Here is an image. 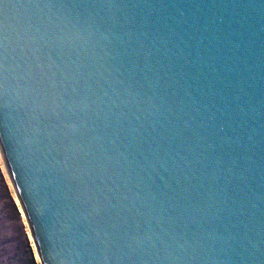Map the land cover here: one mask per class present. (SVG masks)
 <instances>
[{
  "label": "water",
  "instance_id": "95a60500",
  "mask_svg": "<svg viewBox=\"0 0 264 264\" xmlns=\"http://www.w3.org/2000/svg\"><path fill=\"white\" fill-rule=\"evenodd\" d=\"M0 144L42 264H264V0H0Z\"/></svg>",
  "mask_w": 264,
  "mask_h": 264
},
{
  "label": "rangeland",
  "instance_id": "374dc122",
  "mask_svg": "<svg viewBox=\"0 0 264 264\" xmlns=\"http://www.w3.org/2000/svg\"><path fill=\"white\" fill-rule=\"evenodd\" d=\"M0 157V264H40Z\"/></svg>",
  "mask_w": 264,
  "mask_h": 264
},
{
  "label": "bare ground",
  "instance_id": "6f19581e",
  "mask_svg": "<svg viewBox=\"0 0 264 264\" xmlns=\"http://www.w3.org/2000/svg\"><path fill=\"white\" fill-rule=\"evenodd\" d=\"M0 157H1V159L3 160V168H2V169H4V174H6V176H7V180H8V182H9V185H10L11 188H12V193L14 194V197H15V200H16V202H17V205H18V207H19V209H20V211H21V213H22V216H23V218H24L25 224H26V226H27L28 234L30 235V237H31V239H32V243L35 245V242H34V240H33L32 233H31V227H30V224H29V221H28V217H27V215H26V213H25V210H24V208H23V205H22L21 199H20V197L18 196L17 190H16V188H15V185H14L13 179H12V177H11V174H10V171H9V168H8V165H7V163H6L5 155H4V152H3V150H2L1 144H0ZM35 249H36L35 251H36V254H37L38 259H39V261H40V264H42V261H41V258H40V256H39V254H38V249L36 248V246H35Z\"/></svg>",
  "mask_w": 264,
  "mask_h": 264
}]
</instances>
